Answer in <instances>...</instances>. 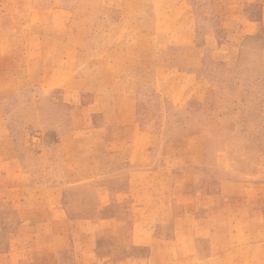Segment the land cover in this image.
Instances as JSON below:
<instances>
[{
    "label": "rangeland",
    "instance_id": "obj_1",
    "mask_svg": "<svg viewBox=\"0 0 264 264\" xmlns=\"http://www.w3.org/2000/svg\"><path fill=\"white\" fill-rule=\"evenodd\" d=\"M65 1L77 3L69 18L79 14L84 40L91 36L92 13L105 14L101 5L122 3ZM210 1L191 0L196 45L213 28L217 44L226 47L228 29L211 17ZM18 2L24 6L19 12L0 11L1 33L11 31L17 20L19 33H36L41 43L0 44V113L5 136L13 143L1 142L4 154L14 151L19 162L16 176L5 179L3 167L0 177V264H84L90 259L94 261L87 264H160L161 259L169 264L177 257L171 220L176 172L155 167L162 162L158 153L171 143L180 151L183 139L201 130L207 133L212 168L206 179L220 178L219 170L229 164H236L241 175L264 178V26L246 39L237 69L213 63L206 54L210 62L204 74L215 87L209 98L201 82L176 96L169 87L186 77L185 46L170 51L165 42L157 44L160 54H171L170 59H123L120 43L92 48L88 42L75 56L62 46L66 31H51L46 16L28 9L34 0ZM263 11L264 0H244L240 15L260 22ZM116 16L112 12L111 41L118 36ZM127 46L131 56L143 47L134 42ZM27 49L41 54L29 69L32 74L23 73L30 61ZM136 137H144L150 149L151 166L140 171L131 169L122 155L125 148H140L132 142ZM153 148H158L156 153H151ZM189 170L185 165L179 173ZM44 187L61 193L49 223L38 233L40 226L31 216L35 195ZM98 219L125 226L119 237L110 230L100 236L87 233L86 222ZM82 248L93 249L94 255L81 256Z\"/></svg>",
    "mask_w": 264,
    "mask_h": 264
},
{
    "label": "crops",
    "instance_id": "obj_2",
    "mask_svg": "<svg viewBox=\"0 0 264 264\" xmlns=\"http://www.w3.org/2000/svg\"><path fill=\"white\" fill-rule=\"evenodd\" d=\"M9 1L0 4V11L17 13L20 9H24L18 0ZM243 1L211 0L208 4L211 17L220 20V25L228 29L229 45L226 47L217 44L218 35L213 28L207 29L204 33L202 45L199 47L196 45V16L191 0H122L119 5L110 3L105 4L104 7L101 5L100 10L102 12L105 10L106 13H92L94 18L91 20L89 40H84L87 37L83 36L82 20L77 19L79 14L75 13V18H69L75 9L78 10L77 3L65 0H34L28 5V9L32 14L46 16L44 22L51 31H66L62 46L64 51L66 49L75 56L84 51V43L88 42L92 48L95 44V46L107 44L106 47L109 48L111 44L120 43L123 59L135 57L156 60L162 56L170 59L171 54H160L157 44L159 46V43L165 42L170 51L173 50L172 47L185 46L188 59L186 77L172 83L169 87L170 92L180 96L190 89L189 85L201 82L204 97L209 98L215 87L212 86L211 79H207L204 74L210 62H206V54H209V59L213 63L222 62L230 71L237 69L246 39L253 36L260 26H264V11L260 22L241 18ZM112 12L117 15L114 26L118 29V36L114 38V42L111 41L109 30L113 19ZM18 27L16 20L11 25V31L6 34L0 31V44L26 41L35 46L41 43L36 33L27 31L19 33ZM101 27L108 29L100 30ZM132 42L143 46L133 56L127 53L132 51L127 46ZM215 43L216 47H214ZM26 52L30 61L26 65L28 71L23 73L32 74L29 69L35 66V60L40 58L41 54L40 52L36 54L31 49H27ZM2 53L4 52L0 50V55ZM211 102L212 100L208 99L209 107ZM5 135V126L0 113V177L3 176L1 172L5 167L6 179L17 175L19 162L14 151L4 154L1 141L4 140V144L13 143L12 139ZM206 140V131L192 133L185 140L183 139L180 151L172 143L168 144L171 148L165 145L166 150L158 153L162 160L160 166L156 161H151L153 166L157 164L155 166L157 168L176 172L172 182L171 220L175 235L173 245L177 257L169 264H264V178L249 173L241 175L236 164H229L228 168L219 170L222 175L220 178L206 179L205 175L212 170L208 162ZM132 142L140 143L142 147H138L136 152L129 148L122 150L126 164L138 171L149 168L150 149L146 147V139L136 137ZM153 149L151 153H156L158 148ZM186 158L189 160L186 161ZM185 165L190 167L188 173H179ZM191 167L199 169L191 172ZM60 193L61 190L56 187H44L38 190V196L35 192L37 205L31 217L40 226L38 233L49 223L52 208L58 201ZM86 223L90 227L85 228V231L97 236L103 235L105 230H110L112 231L109 232L110 235L119 237L122 225L125 226L122 222L108 219L91 220ZM185 251L189 253H183ZM79 254L87 257L89 254L94 255V250L82 248ZM92 261L94 260H86L84 264ZM81 263L83 262L75 264ZM162 263L161 259L160 264Z\"/></svg>",
    "mask_w": 264,
    "mask_h": 264
}]
</instances>
